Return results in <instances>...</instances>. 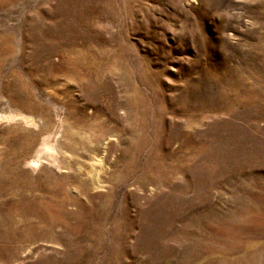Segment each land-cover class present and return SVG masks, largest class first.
<instances>
[{"label":"rangeland","instance_id":"obj_1","mask_svg":"<svg viewBox=\"0 0 264 264\" xmlns=\"http://www.w3.org/2000/svg\"><path fill=\"white\" fill-rule=\"evenodd\" d=\"M0 264H264V0H0Z\"/></svg>","mask_w":264,"mask_h":264},{"label":"bare ground","instance_id":"obj_2","mask_svg":"<svg viewBox=\"0 0 264 264\" xmlns=\"http://www.w3.org/2000/svg\"><path fill=\"white\" fill-rule=\"evenodd\" d=\"M22 120H24L27 123L33 122V118L25 115H21ZM42 147L48 151H56V145L54 144V141L50 138H45L42 140ZM38 162V159L35 160L34 163Z\"/></svg>","mask_w":264,"mask_h":264}]
</instances>
